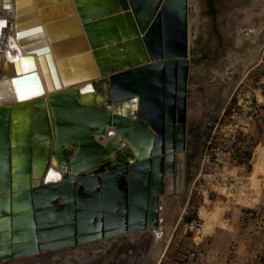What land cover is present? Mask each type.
<instances>
[{
	"label": "water",
	"instance_id": "water-1",
	"mask_svg": "<svg viewBox=\"0 0 264 264\" xmlns=\"http://www.w3.org/2000/svg\"><path fill=\"white\" fill-rule=\"evenodd\" d=\"M188 2L63 0L70 13L44 24H71L67 32L76 30L83 46L68 55L77 36L52 41L54 68L40 47L45 78L42 54L54 83V70L101 78L83 86L93 94L68 87L43 98L34 70L10 77L13 99L0 106V262L57 248L68 257L84 242L127 231L150 233L145 255L156 260L172 226L160 214L163 180L185 146ZM6 63L0 77L13 74Z\"/></svg>",
	"mask_w": 264,
	"mask_h": 264
},
{
	"label": "rangeland",
	"instance_id": "rangeland-1",
	"mask_svg": "<svg viewBox=\"0 0 264 264\" xmlns=\"http://www.w3.org/2000/svg\"><path fill=\"white\" fill-rule=\"evenodd\" d=\"M232 3L215 0V9L210 11L204 0H189L191 66L186 81L185 146L175 154L174 173L164 178L160 214L169 226L179 213L198 166L208 124L230 96L236 113L230 117L228 135H234L241 154L252 156V166L246 171H231L232 187L211 193L212 201L207 205H212L213 212H202L205 204L201 203V194L196 196L195 206L205 218L206 236L201 237L200 249L209 257L225 262L229 259V264H264V92L259 96L256 90L262 86V71L260 65L243 70L248 60H242L239 54L251 47L248 43L253 31L248 30L263 28L264 17L255 20V12H233L234 7H229ZM224 108L229 116V105ZM220 142L214 141L212 147ZM214 150L219 152L220 148ZM209 223L213 226L208 227ZM150 239V233L137 232L113 238L107 244L96 241L86 244L89 247H75L68 257L61 249L52 256L44 253L0 264H153L145 255ZM98 249V254L91 252Z\"/></svg>",
	"mask_w": 264,
	"mask_h": 264
},
{
	"label": "built area",
	"instance_id": "built-area-1",
	"mask_svg": "<svg viewBox=\"0 0 264 264\" xmlns=\"http://www.w3.org/2000/svg\"><path fill=\"white\" fill-rule=\"evenodd\" d=\"M17 42L14 18L11 12L0 4V71L6 54L13 51ZM257 60L258 62L256 61L254 66H261L260 83L262 86L256 90L261 96V93L264 92V42L260 47ZM229 99L230 96L224 103V107L229 105L228 114L230 115L227 116L223 107L216 119L208 124L206 134L203 137L204 146L201 150L197 169L187 187L182 207L177 213L153 264H229V259L225 262V260L209 257L207 252L197 247L201 237H205L206 233L205 220L199 215V206H195L197 203L195 201L196 196L201 194V203L205 204L202 212H213L212 205H207L212 201L210 199L211 193L232 187L231 171H246L252 166V156L241 154L235 147L234 135H228L230 117L236 113L235 108L230 105ZM216 140L221 142L218 147L213 148L212 145ZM219 148V152L214 150ZM189 233L191 234L189 235Z\"/></svg>",
	"mask_w": 264,
	"mask_h": 264
},
{
	"label": "bare ground",
	"instance_id": "bare-ground-1",
	"mask_svg": "<svg viewBox=\"0 0 264 264\" xmlns=\"http://www.w3.org/2000/svg\"><path fill=\"white\" fill-rule=\"evenodd\" d=\"M63 2V0H0V4H6L8 11L11 12L14 20L16 18L15 21V26H16V34L18 30H22L21 33H19L17 35V43L16 46L14 45L13 51H9L6 54V58L4 59V63L1 65L2 70L3 69H7V63L6 62H10V66H12V71L13 74L9 75H4V77H0V106L1 105H8L9 103H11L12 99H13V94L11 91V87H10V82L9 79L11 76L17 75V74H21L24 73L26 71L34 70L37 75H38V79L39 82L41 84V88L43 93L40 94L37 97H43L45 98L48 94L52 93V92H56L58 90H62L64 88H68V87H75V88H80V91H87L89 88L91 89V93L93 94L94 90H92L94 87L92 86H86L83 87L86 83H90L91 81L96 82L97 80H99L101 77L99 75L96 76H92L91 78H89L91 75H85L80 74L79 77L76 78H68L66 79L65 76H63L61 73H59L57 70H54L53 72V77L55 79V83L52 80V76L49 73L48 70V65H46V59L44 57V54L41 55V59L44 62L45 68H46V77L44 76L40 63L38 62V52L37 50H40V47L45 48V50H43V52H50L51 55V66L54 68V62H55V56L52 53L51 50V42L54 40H59L62 37H68L67 39L70 38H74L75 36L79 35L77 32L72 31L70 34L68 31V27H71V24L68 25H60L57 24L56 26H54L52 29H49L48 27L44 26V24L49 23L52 24L51 21H53L52 19H54L53 17L59 19V18H63L66 16V14L68 15L71 11L70 9L67 8L66 5H62L61 3ZM53 3H57L54 5H49V4H53ZM189 3V2H188ZM49 6V7H48ZM48 7V9H47ZM14 9L16 11L15 13V17L13 15L14 13ZM59 26H61L62 28H58ZM49 30H51V36H53V39H51L50 35L48 36ZM77 40L72 43L71 45L74 46L73 49H70L68 51V55L69 54H77L79 52L82 51L83 46H82V42H81V38L80 36L76 37ZM23 40V41H22ZM264 42V33L261 34L260 30H256L255 34L253 37H250V41L248 43V46L250 47L249 49H245L239 52L240 57L242 60H248V63H254L257 61V53L259 48L261 47V45ZM42 48V49H43ZM90 50V49H87ZM68 55H63V56H59L61 57H65ZM47 58L49 59V56L47 54ZM57 58V57H56ZM15 68V69H14ZM56 69V68H55ZM77 73L79 72V70H75ZM72 75V74H71ZM107 76V75H106ZM57 79V80H56ZM87 79V80H86ZM84 80V81H83ZM83 81V82H80ZM57 85V86H55ZM81 92V93H82ZM80 93V92H79ZM89 93V94H91ZM35 97V98H37ZM34 97H29L28 100H32ZM34 98V99H35ZM54 166V165H53ZM53 166H50L51 170L49 171L46 179H48V181H53L54 179H56V175L57 173H54V171H56V168H54ZM126 172L125 173H121L120 175H118L119 178H121L122 176H126ZM60 176V173L59 175ZM40 178V177H39ZM41 183L40 185H42V181L44 179V175L41 176ZM101 231H103L101 229ZM131 233H137V232H126L124 234H118V235H112V236H101L99 238H96L92 241L89 242H84L78 246L75 247H79V246H87V245H92V243L94 242H99V244H107L108 241L110 239L122 236V235H129ZM87 244V245H86ZM73 247V248H75ZM72 248V250H73ZM63 248H57L54 249L48 253H53L56 251H60ZM73 252V251H72ZM44 254V253H42ZM158 257V256H157ZM22 259H25V257H23ZM19 260V259H18ZM15 261V260H12ZM6 262H10V261H1L0 263H6Z\"/></svg>",
	"mask_w": 264,
	"mask_h": 264
},
{
	"label": "flooded vegetation",
	"instance_id": "flooded-vegetation-1",
	"mask_svg": "<svg viewBox=\"0 0 264 264\" xmlns=\"http://www.w3.org/2000/svg\"><path fill=\"white\" fill-rule=\"evenodd\" d=\"M213 1H215V0H204L205 6H207L208 10H210V11H213L215 9V6L213 5ZM229 7H232V8L234 7V9L232 10L233 12H240V11H243V10H248V11L255 12L254 13V18H253L255 20H258L261 17H264V0H235V1L233 0V3ZM256 30H260L261 34L264 33V27L256 29ZM256 30L249 29L248 32L249 31L250 32L253 31V36H254ZM259 50H260V48H259ZM259 50H258V52H259ZM257 55H258V53H257ZM163 184H164V180H163ZM163 222H165L167 224V221L163 220Z\"/></svg>",
	"mask_w": 264,
	"mask_h": 264
},
{
	"label": "crops",
	"instance_id": "crops-1",
	"mask_svg": "<svg viewBox=\"0 0 264 264\" xmlns=\"http://www.w3.org/2000/svg\"><path fill=\"white\" fill-rule=\"evenodd\" d=\"M213 232H214V231H213ZM213 232H211V234H210V235H213ZM197 247H199V248H200V244H199V243H198ZM212 258H214V257H212Z\"/></svg>",
	"mask_w": 264,
	"mask_h": 264
}]
</instances>
